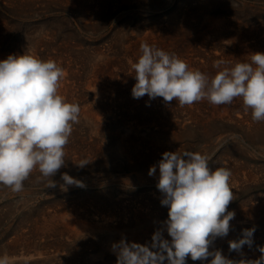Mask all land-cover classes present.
<instances>
[{
  "label": "rangeland",
  "instance_id": "rangeland-1",
  "mask_svg": "<svg viewBox=\"0 0 264 264\" xmlns=\"http://www.w3.org/2000/svg\"><path fill=\"white\" fill-rule=\"evenodd\" d=\"M148 29L156 33L149 45L177 54L191 69L211 78L224 67L249 61L251 53L264 52V0H0L2 51L21 55L38 44L42 60L72 62L75 84H79L74 102L81 111L67 145L101 146L96 154L81 157L90 162L83 168L76 165L80 158L66 153L65 166L52 178L54 188L47 187L38 169L24 181L21 192L0 185V255L7 253L12 264H116L109 243L124 232L141 233L128 242L150 244L153 233L163 229L168 208L161 205L156 187L159 169L154 176L148 170L162 153L178 149L199 151L210 158V170L226 167L232 173L234 199L228 211L235 217L228 235L217 238L209 250L223 252L229 248L228 241L239 239L243 229L252 227L256 229L252 247L264 246V122L253 121L241 98L229 105L202 100L184 107L175 100L165 104L162 97L134 99L135 73L129 60L133 57L136 62L141 53L130 52L132 43ZM218 60L225 61L221 69L214 67ZM93 72L105 75L107 99L102 100V108L110 113L98 128L83 116V106L94 100L93 92L84 90ZM127 134L135 142L138 139L128 159L118 155L114 146ZM88 135L96 140L90 145ZM65 172L84 187L62 189ZM252 206L259 211L255 222L244 217ZM64 214L91 221L94 228L75 233L70 219L61 218ZM163 235L171 239L166 231ZM13 251H28V256L19 260ZM187 264L208 261L189 257Z\"/></svg>",
  "mask_w": 264,
  "mask_h": 264
},
{
  "label": "clouds",
  "instance_id": "clouds-1",
  "mask_svg": "<svg viewBox=\"0 0 264 264\" xmlns=\"http://www.w3.org/2000/svg\"><path fill=\"white\" fill-rule=\"evenodd\" d=\"M141 55L129 62L134 71L131 94L134 99L162 97L165 104L173 100L181 107L207 100L212 105H229L241 98L245 111L251 110L253 121L264 122V52H254L250 60L224 67L213 77L191 69L175 53L155 45L141 43ZM64 71L52 60H42L24 52L9 54L0 60V185L21 192L24 181L38 169L56 187L52 178L65 166V147L73 125L79 122L80 106L67 102L58 94ZM210 158L199 151H165L148 170L161 193L160 203L168 208L163 229H157L150 244L121 239L112 244L116 264H187L208 261V264H264V246L255 260H233L220 249L210 251L217 238L226 237L235 213L228 211L233 198L231 170L218 167L210 170ZM90 162L82 159L83 168ZM61 188L84 187L79 179L61 173ZM166 231L171 238L166 239ZM255 227L242 230L239 239L228 241L229 251L240 253L245 245L252 247ZM209 257L211 259L209 260ZM0 264H12L7 253L0 255Z\"/></svg>",
  "mask_w": 264,
  "mask_h": 264
},
{
  "label": "bare ground",
  "instance_id": "bare-ground-1",
  "mask_svg": "<svg viewBox=\"0 0 264 264\" xmlns=\"http://www.w3.org/2000/svg\"><path fill=\"white\" fill-rule=\"evenodd\" d=\"M220 25V24H219ZM219 27V26H218ZM218 27H217V29H218ZM155 28V27H154ZM156 29H157V27H156ZM149 30V31H148ZM148 30H146V31H148L147 33H144V36H142L141 38H138L139 40H135L132 44L134 45L133 46V48H132V50H131V52L130 53H136V52H140V51H137L136 50V48L138 47V44L139 45H141V43H143V42H146V43H150V40L151 39H153L154 37H155V35H156V33H154L155 32V30L153 31V29H151L152 31H150V29H148ZM55 32V31H54ZM157 32H159L158 30H157ZM140 34V33H139ZM161 34V33H160ZM159 34V35H160ZM163 35V34H162ZM159 37H161V36H159ZM158 37V38H159ZM43 39V38H42ZM135 39V38H134ZM39 40V39H38ZM2 41V36H0V42ZM44 41V40H43ZM157 41V40H156ZM129 42V41H128ZM152 42H153V40H152ZM158 42V41H157ZM38 43V42H37ZM41 43V42H40ZM47 43V42H46ZM34 44V43H33ZM128 44H130V43H128ZM132 44H130V45H132ZM38 45V44H37ZM36 44H34V45H32L31 46V48H30V52H28V53H31V54H33V55H35L36 57H38V58H41L40 56H39V54H41V52L39 53V51H38V46H37ZM47 45V44H46ZM46 45H45V47H46ZM51 45V44H50ZM130 45H129V48H130ZM41 46V45H40ZM43 46V45H42ZM65 46H67V45H64V47ZM126 48H127V46H126ZM128 48V49H129ZM8 49V48H7ZM44 49H46V48H44ZM43 49V50H44ZM54 49V48H53ZM60 49V48H59ZM131 49V48H130ZM137 49H139V48H137ZM40 50V49H39ZM47 50H49V49H47ZM22 51V50H21ZM41 51H42V49H41ZM68 52V51H67ZM126 52V51H125ZM124 52V53H125ZM128 52V51H127ZM59 53H60V51H59ZM9 54H18V53H12V52H10V53H8V52H4V51H2V49H1V47H0V60H3V59H6L7 58V56L9 55ZM51 54V53H50ZM129 54V53H128ZM128 54H127V56H128ZM137 54V53H136ZM22 55V54H21ZM45 55H46V53H45ZM129 55H131V54H129ZM51 56V55H50ZM59 56V55H58ZM70 56V55H69ZM72 56V55H71ZM234 57H235V55H234ZM133 58V57H132ZM132 58H130V60L129 61H131L132 62ZM42 59V58H41ZM48 59V58H47ZM106 59V58H105ZM134 59H136L135 57H134ZM50 60H52V61H54V59L53 58H50ZM62 60V59H61ZM69 61V60H68ZM96 61V60H95ZM135 61V60H134ZM133 61V62H134ZM63 61H59V60H56V63H57V65L59 66V67H61L62 69H63V71H64V77H63V79L62 80H60V82H59V88H58V94L59 95H61V96H63L65 99H66V101L67 102H74L75 100H74V96H76L75 95V93H76V90H77V87H79V84L78 85H76L75 84V80H76V75H75V73L76 72H74L72 69V62L71 63H62ZM74 63H76V62H74ZM101 64V63H100ZM95 66V65H94ZM101 66V65H100ZM110 67V66H109ZM100 68V67H99ZM96 69V68H95ZM88 70V69H87ZM105 70V69H104ZM78 71V70H77ZM103 71V70H102ZM110 72V71H109ZM78 73V72H77ZM104 73V72H103ZM112 73V72H111ZM79 74V73H78ZM77 74V75H78ZM88 74V73H87ZM90 76V75H89ZM105 76V75H104ZM103 76V74H102V77H104ZM86 77V76H85ZM102 77L100 76V75H98V74H95V72H93V76H92V79H91V81L89 80L88 81V83H87V85L85 86V88H84V90H85V92L86 91H92L93 92V94H92V96H93V98H94V100L92 101V102H90V103H86L84 106H83V108H84V112H83V116H85V118L86 119H88V120H90L91 121V123L95 126V127H99V125L101 124V122H102V120H106L105 118H107L108 116L107 115H109L110 113H109V111L107 112V110H105L104 109V111H103V102H105V101H102V100H104L105 98H104V96L103 95H105V93L107 92V86H106V84H105V81H103V79H102ZM111 77V76H110ZM82 78H84V77H82ZM88 78V77H87ZM86 79V78H85ZM105 79V78H104ZM78 80V79H77ZM82 81V80H81ZM107 81H108V79H107ZM110 81V80H109ZM80 82V81H79ZM111 83V82H110ZM115 83V82H114ZM113 83V84H114ZM120 83V82H119ZM108 85V84H107ZM114 86V85H113ZM112 86V87H113ZM109 88H111V87H109ZM108 88V89H109ZM114 88V87H113ZM83 89V86H82V88H81V90ZM112 89V88H111ZM82 91H80V93H81ZM109 92H110V90H109ZM116 92V91H115ZM110 93H112V92H110ZM114 93V92H113ZM79 94V93H78ZM90 94V93H89ZM109 93H107L106 95H108ZM84 95V94H83ZM83 95H82V97H83ZM87 95V94H86ZM89 96V95H88ZM88 96H87V99H88ZM114 96V95H113ZM110 97V96H109ZM112 97V96H111ZM115 97V96H114ZM117 97V96H116ZM78 98V97H77ZM80 98H81V96H80ZM92 98V99H93ZM145 98V97H144ZM83 99H84V97H83ZM91 99V100H92ZM107 99V98H106ZM114 99V98H113ZM149 99V98H148ZM111 100V99H110ZM145 100V99H144ZM77 101V100H76ZM79 101V100H78ZM81 101H82V98H81ZM86 101V100H85ZM116 101V100H115ZM133 101H135V100H133ZM138 101V100H137ZM83 102V101H82ZM81 102V103H82ZM109 102V101H108ZM112 102H113V100H112ZM118 102H119V100H118ZM123 102V101H122ZM80 103V104H81ZM79 104V103H78ZM127 105V104H126ZM131 105V104H130ZM128 107V106H127ZM141 107V106H140ZM218 109V108H217ZM115 110V109H114ZM191 118V117H190ZM81 120V119H80ZM159 120V119H158ZM166 120V119H165ZM124 121V120H123ZM162 121H164V119L163 120H161V124H163L162 123ZM168 121V120H167ZM105 122V121H104ZM156 124V123H155ZM160 123H158V125H159ZM103 125V124H102ZM157 125V124H156ZM181 125V124H180ZM103 127V126H102ZM160 127V126H159ZM96 128V129H97ZM166 128V127H165ZM74 129H76V127H74ZM159 129V128H158ZM164 130V129H163ZM97 132V131H96ZM98 132H99V130H98ZM150 132V131H149ZM263 132V131H262ZM100 133V132H99ZM130 135V134H129ZM128 134L127 135H124V136H120V140L119 141H117V142H115V144H114V146H115V151H116V153H118V155H120L122 158H127L128 159V157L130 156V155H133L132 154V152H134L135 150H136V148H137V144H136V142L138 141V139H136L137 141L135 142V140L133 139V138H131L130 136H129ZM259 135V134H258ZM262 135V134H261ZM102 136V135H101ZM261 137V136H260ZM90 138V140L87 142L89 145L90 144H92V142H94V140H95V138L92 136V135H88V137L86 138V139H89ZM99 138V137H98ZM71 139H72V137H71ZM75 139V138H74ZM78 140V139H77ZM76 140V141H77ZM81 140V139H80ZM82 140H85V138H83ZM147 140V139H146ZM96 141V140H95ZM73 142H75V141H73ZM79 142V141H78ZM83 142V141H82ZM70 143H72V142H70ZM69 143V144H70ZM80 143V142H79ZM99 143V142H98ZM83 145H84V143H82ZM82 144H80V145H82ZM96 144H97V142H96ZM139 144V143H138ZM73 145V144H72ZM72 145H66V147H65V154L66 153H68V154H71L72 156H73V158H75V159H78V158H80V160H81V157H89L90 155H88V154H93V153H97L100 149H101V146H99V145H96V146H94L95 144H92L91 146H86V143H85V146H81V147H79L78 146V144H75L76 146H72ZM78 146V147H77ZM157 146V145H156ZM149 147V146H148ZM139 150V149H138ZM135 153V152H134ZM138 153V152H137ZM142 153H143V151H142ZM139 154H140V152H139ZM100 156V155H99ZM132 157V156H131ZM134 157V156H133ZM142 157V156H141ZM85 159V158H84ZM144 166V165H143ZM264 204V203H263ZM263 204H261V205H263ZM255 205V204H254ZM95 210V209H94ZM257 212H259L258 211V208L257 207H254V206H252V207H250L247 211H246V213H245V215L246 216H244V217H246V220L248 219V220H251V221H253V222H255L256 221V219H257ZM57 213V212H56ZM59 214V213H58ZM76 214H78V213H76ZM243 214V213H242ZM71 215V214H70ZM106 215V214H105ZM244 215V214H243ZM56 216H58V215H56ZM61 216V218L63 219V221H66V219L67 218H69L70 219V225L69 226H72V228H73V231L75 232V233H80V232H83V231H87V230H89V229H92V228H94V226H93V224H92V222L91 221H89V222H87V221H79L78 220V218H76V216H74V217H72V216H69V215H67V214H64V215H60ZM136 216V215H135ZM241 216V215H240ZM50 217V216H49ZM104 217H106V216H104ZM116 217V216H115ZM89 218V217H88ZM120 218V217H119ZM241 218V217H240ZM54 219V218H53ZM65 219V220H64ZM116 219V218H115ZM49 221V220H48ZM51 221V220H50ZM54 221V220H53ZM59 221H60V219H59ZM69 221V220H68ZM47 223V222H46ZM49 223V225L51 224L50 222H48ZM58 223V222H57ZM66 223V225H68V223L67 222H65ZM120 223V222H119ZM54 224V223H53ZM118 224V223H117ZM38 225V224H37ZM39 225H40V223H39ZM38 225V226H39ZM116 225V224H115ZM132 225V224H131ZM48 226V225H47ZM63 226L65 227V225L63 224ZM41 227V226H40ZM39 227V229H41ZM44 227V226H43ZM49 227V226H48ZM48 227H47V229H48ZM53 227V226H52ZM67 228V227H66ZM102 228V227H101ZM29 229H30V227H29ZM49 230V229H48ZM34 231H36V230H34ZM40 231V230H39ZM43 231V230H42ZM54 231V230H53ZM60 231V230H59ZM69 231V230H68ZM38 232V231H37ZM56 232V231H55ZM72 232V231H71ZM46 233V232H45ZM58 233V232H57ZM73 233V232H72ZM60 234V233H59ZM140 234L141 233H139V232H134V233H132V234H128V233H119V236H118V239H116V240H114V241H112V242H110L109 243V245H110V250L112 251V253H114L113 252V250H112V244L114 243V242H119L121 239H125L126 241H130V240H132V239H137L139 236H140ZM50 235V234H49ZM74 235V234H73ZM19 236V235H18ZM20 237V236H19ZM43 237V236H42ZM22 238V237H21ZM70 238V237H69ZM146 238V237H145ZM34 239V238H33ZM263 240H264V238H263ZM16 242H18L17 240H15ZM14 241V242H15ZM26 241V240H25ZM30 241V240H29ZM149 241V240H148ZM15 242V243H16ZM21 243V242H20ZM34 243H36V241H34ZM66 243V242H65ZM257 243V242H256ZM263 243V242H262ZM13 245V244H12ZM26 245V244H25ZM36 245V244H35ZM254 245V244H253ZM14 246V245H13ZM22 246H23V244H22ZM37 246V245H36ZM10 247H12L11 245H10ZM19 247V246H18ZM255 247V246H254ZM14 248V247H13ZM16 248V247H15ZM25 248V247H24ZM8 249V248H7ZM19 248H17V250H18ZM54 249H58V248H54ZM70 249V248H69ZM32 250H34V249H32ZM40 250V249H39ZM48 250V249H47ZM46 250V251H47ZM45 251V252H46ZM49 251V250H48ZM51 251V250H50ZM58 251V250H57ZM13 252H15V251H13ZM13 252L11 253V254H13ZM30 252V251H29ZM36 252V251H35ZM34 252V253H35ZM44 252V253H45ZM16 253V252H15ZM37 253V252H36ZM47 253H49V252H47ZM226 257H228L229 259H233V260H236V261H239V260H255V259H257V258H259L260 257V255H261V253L259 252V250H258V248H253V247H251V248H249L247 245H245L244 247H243V249L241 250V252L240 253H238V252H235V251H229V248L228 249H226V250H223V252H222ZM17 255H15L14 257L16 258V259H21V258H27V256H28V251L25 253L24 252V254L23 253H21V252H19V253H16ZM115 254V253H114ZM32 255L34 256V254L32 253ZM48 255V254H47ZM31 257V256H30ZM39 257V256H38Z\"/></svg>",
  "mask_w": 264,
  "mask_h": 264
}]
</instances>
